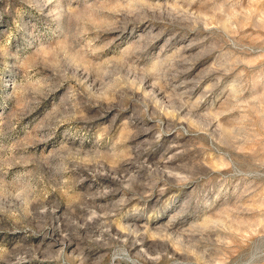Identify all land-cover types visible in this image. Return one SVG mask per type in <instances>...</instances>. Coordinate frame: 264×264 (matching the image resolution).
Returning a JSON list of instances; mask_svg holds the SVG:
<instances>
[{"label":"rangeland","instance_id":"374dc122","mask_svg":"<svg viewBox=\"0 0 264 264\" xmlns=\"http://www.w3.org/2000/svg\"><path fill=\"white\" fill-rule=\"evenodd\" d=\"M0 264H264V0H0Z\"/></svg>","mask_w":264,"mask_h":264}]
</instances>
